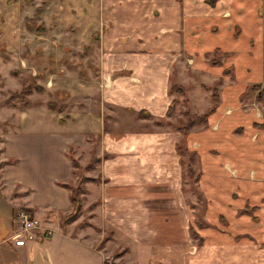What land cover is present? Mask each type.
I'll list each match as a JSON object with an SVG mask.
<instances>
[{
    "label": "crops",
    "instance_id": "crops-1",
    "mask_svg": "<svg viewBox=\"0 0 264 264\" xmlns=\"http://www.w3.org/2000/svg\"><path fill=\"white\" fill-rule=\"evenodd\" d=\"M30 1L0 0V59L20 60L13 74L36 69L39 86L68 99L64 111L43 105L15 111V125L0 134V264H264V249L253 239L261 237L264 248V223L253 222L264 221V208L255 216L244 209L250 224L240 221L235 234L222 229L223 204L235 212L232 219L247 201L238 200V180L228 178L223 197L224 179H214L205 197L210 184L198 178L202 218L215 231L194 228L199 211L184 190L181 144L202 167L229 159V169L238 170L237 140L221 134L238 116L223 109L210 116V123H223L216 137L225 145L213 148L219 154L193 147L198 137L172 123L178 115L187 120L186 99L193 108L203 101L207 110V88H218L220 105L233 106L264 88V68L253 67L264 60V0H58L40 10L35 24ZM42 3L34 0L38 9ZM244 18L251 20L241 25ZM33 25L47 42L27 35ZM51 41L52 48L45 44ZM64 46L71 56L58 59ZM41 55L49 68L41 67ZM174 85L186 95H172ZM174 100L180 104L170 116ZM77 173L97 182L86 185L80 218L66 224ZM16 209L31 212L52 237L16 246ZM95 220L101 225L92 226Z\"/></svg>",
    "mask_w": 264,
    "mask_h": 264
},
{
    "label": "rangeland",
    "instance_id": "rangeland-1",
    "mask_svg": "<svg viewBox=\"0 0 264 264\" xmlns=\"http://www.w3.org/2000/svg\"><path fill=\"white\" fill-rule=\"evenodd\" d=\"M36 1H39V0H36ZM41 1L43 2L41 6L43 9L47 6L49 8L54 7L58 2V0H41ZM241 3L243 2L239 1V4ZM27 5L28 6L31 5L32 9L30 12V16L33 20H35L36 14H37L36 11L38 10V8H36V5H34V0L30 1L29 4ZM256 12L257 10H255V13ZM261 14H263L262 10H261ZM250 20H251L250 18L242 19L241 25L246 24V21L249 22ZM60 28L62 29V31L65 30L62 27ZM38 30H39V27L38 26L36 27L35 25L34 28L31 29L30 33L27 32V35L29 37H31L32 35H35L34 38L36 39L35 40L36 42L44 43L46 40L42 36L41 38L39 37L40 35L38 33ZM53 30L54 28L52 27L48 28L49 32ZM55 33L57 34L60 32L55 31ZM75 33H73V35H75ZM99 33L100 32H97L96 34L99 35ZM62 35L65 37L67 36L65 32L62 33ZM43 40L45 41L42 42ZM95 41H96V38H95ZM33 43L34 42H31L30 44L33 45ZM45 44L48 46H51V48L55 46V43L53 41H51L50 43L48 42V44L47 43ZM94 45L96 44H93V47ZM66 47H69V45H66ZM58 51H60V53H58L59 56H57L58 59L60 58V56L64 54L68 55V57L71 56L70 52H66L68 50H65V46ZM39 57L42 60L41 67L49 68L46 65L47 57L42 56V55ZM11 62L12 61L10 62L7 61L4 57L0 59V134H2L3 131H9L10 127L15 125L16 120H17L16 119L17 113L15 111L20 110L22 108L21 100H17L15 102V104H17L16 107H13V105L9 104L8 100L12 96H14L15 93L18 94L24 87L30 86L32 83H36L38 85L37 80H40V77L38 76L39 71H37L36 69L27 68V70H22L18 74H13L17 70H20V69H16L20 65V60L14 63H11ZM256 65L261 66V68H264V60L255 62L253 67H256ZM90 72L91 70H89L87 74L90 75L91 74ZM31 73H33L34 75L32 76ZM42 88H43V92H34L32 95L26 98V101L30 104L31 107L32 106L35 107L38 105L49 107V104L52 103L54 104V109L60 110L62 106H65L66 104L65 102L68 99L66 98L67 96L65 97L64 95L63 99L60 100L56 94H52L48 92L44 87ZM207 94L209 97V102H211V105H208L210 107L207 110H205V105L203 101L199 100L200 101L199 108H198V105L196 106V108H193L189 104L190 101L186 99L185 104H188V105H186V107L184 106L182 109H183V113L187 116V120L186 121L184 120L185 119L184 116L179 117L178 115V117L174 119V121H172L173 127H175V129L182 130V133L185 135L193 134L192 139L198 137V139L195 140L196 142H192V139H191L193 147H196L199 150L201 149V146H202L201 144H203L205 153L209 154L208 150L213 149V148L218 150L217 148H219V146L225 145L224 139L221 140V139H217L216 137L217 135H219L217 134V130L218 128H220V126L223 125V123H219V122L214 123L213 120L210 123V119L212 118L210 116L214 115L215 112L217 113V111H218L217 114H219V109L221 111L223 109L224 112L225 111L233 112L232 114L233 115L236 114V116H238L239 121L236 124H233L232 128H226L225 126L223 128L221 127V130L223 131V133L221 134H230L229 137L232 138L231 139L232 142L233 140H237L236 144L233 143V147L234 146L237 147V151L234 152L233 157L235 158L234 162L238 164L239 168L238 170L231 171L228 167V164H230L229 159L227 161L222 159L221 167L216 166L215 168L212 161H208V162L205 161L206 163H204V167H202L203 165L201 163L199 164V160H198L199 156L195 155L192 152H189V153L185 152L186 149L184 147V144H181L182 150L184 152V167H185L184 169V183H185L184 190H185V193L189 196L190 204L193 206H196L197 207L196 210L199 211L197 213L198 219L195 220L194 228L196 227L195 229H197L200 227V225H203V227L206 228L205 230L215 231L214 224L207 223L206 220L204 221L202 218L204 207H203L202 200H200L201 194H200L199 187H198V181H199L198 178L201 176H204V179L206 180V184L213 183L214 179H224L223 186L221 188L223 192V197L230 190V185H229L230 183L228 182V178L238 180L239 193L237 192V196L242 194V198L238 197V200L241 202H245L246 200L247 201L245 202L242 208H239L240 210L237 216L238 218L232 217V219H230L231 214H235V212H231V210L226 209L225 203L223 204L224 208L222 211L223 214L225 215H221V217L223 218V220L221 221L222 229L223 230L225 229L226 231L230 233L233 232V234H235L236 232L234 229H239L241 227L240 221H243L245 223L248 221V224H250V221H251L250 218H248L249 220L246 218V221H245V216H246L245 210H249V212L253 216H255L258 213L257 211H260L259 209L261 207L264 208V88L261 91H257V92L254 91L252 93L250 92L248 95H246V99L243 98L245 97L243 95L241 98L237 100L238 102L236 105H234L235 107L232 104H228V105L221 104L220 105L221 102L219 103L218 106L215 107L214 100H213V92L207 90ZM175 96L181 97V95H175ZM219 96H220V91H219ZM178 104L180 103L178 102ZM232 108H238V109H232ZM195 110H196V113L202 114L199 117L209 114L207 118V123L197 125L191 128L188 131V133H186L183 131V129L188 125L190 120L197 118L192 115L195 112ZM176 111H177V107H176V110L174 111V114L176 113ZM257 112L259 116H257ZM225 138H226V135H225ZM216 150L214 151L213 149L212 151L219 154L218 152L219 150L218 151ZM218 154H215V155H218ZM199 165L204 170V173L201 172ZM189 167L192 169L191 172L188 169ZM251 172H253L252 177H251ZM77 174L79 177H83L79 173ZM81 174H84L83 170L81 171ZM249 179L250 180L252 179L253 181L252 184H250ZM213 190H214V187L212 186V184H210L207 187L205 186V192L203 191L202 192L205 194V197H208L209 196L208 194L212 192ZM247 192H249V194L244 195ZM89 200L90 198L87 197V201ZM208 202H209L208 199L205 198L206 211H208L210 208V204ZM258 220L259 222H256ZM262 221L263 220H260V218L255 217V219L253 220V222H255L254 226L255 227L261 226V224L264 223V221L263 222ZM91 224L94 227L96 225H101L99 221H96V220L91 221ZM200 230L203 231L204 229H200ZM218 230L221 231L220 228ZM201 237L204 238L203 234L201 235ZM254 237L255 238L253 239L255 241V245L259 246L261 249H264L263 247L260 246V243H259V241L261 240V237H257V236H254ZM196 241L198 243V240ZM29 242L31 241L26 242L22 246H25ZM15 244H16V240H15ZM16 246L18 245L16 244ZM22 246H18V247H22Z\"/></svg>",
    "mask_w": 264,
    "mask_h": 264
},
{
    "label": "trees",
    "instance_id": "trees-1",
    "mask_svg": "<svg viewBox=\"0 0 264 264\" xmlns=\"http://www.w3.org/2000/svg\"><path fill=\"white\" fill-rule=\"evenodd\" d=\"M43 8L41 7L40 9H38L36 12V19H38L39 12L40 10H42ZM33 20L34 24L36 23L37 20ZM34 26V25H33ZM32 26V27H33ZM208 91H212L213 92V100H214V106H218L220 103V96H219V90L217 88H207ZM34 92H43V88L40 87L39 85H37L36 83H32L30 86H26L24 87L18 94L15 93L14 96H12L9 100L8 103L13 105V107H16L17 104H15V102L17 100H21V104H22V108H29L31 107L30 104L26 101V98H28L30 95H32ZM187 91L185 88L181 87V86H177L174 85L171 89V94L172 95H186ZM178 105V100H174L173 104L169 110V115L172 116L174 114V111L176 110V107ZM49 108L50 109H54V104H49ZM66 109V106H62L60 108L61 111H64ZM211 113V112H210ZM209 114L203 115L201 117H197L195 119L190 120V122L188 123V125L183 129L184 132L188 133V131L200 124H206L207 123V118H208ZM96 161L93 162V165L89 168V169H93L96 165ZM74 166L77 169L78 168V163L74 162ZM3 167V164H0V168ZM189 171L191 172L192 169L189 167L188 168ZM191 174V173H190ZM97 182V180L94 179H90V178H86V177H81L79 178V181L77 183V185L75 187L72 188V192H71V201L73 204V211L71 214H69L68 216H66L64 218V222L66 224H72L74 222H76L82 212H83V206H84V196L87 193L86 190V185L89 183H95ZM200 227H202V225H200ZM191 237L194 240H198V245H201L202 242L200 241V236L198 235V233L196 232V230L191 227Z\"/></svg>",
    "mask_w": 264,
    "mask_h": 264
},
{
    "label": "built area",
    "instance_id": "built-area-1",
    "mask_svg": "<svg viewBox=\"0 0 264 264\" xmlns=\"http://www.w3.org/2000/svg\"><path fill=\"white\" fill-rule=\"evenodd\" d=\"M53 230L42 229L41 221L38 220L31 212L24 209H16L14 211V235L18 246L24 245L28 241L38 238L48 239L53 235ZM106 264H114L107 260Z\"/></svg>",
    "mask_w": 264,
    "mask_h": 264
}]
</instances>
